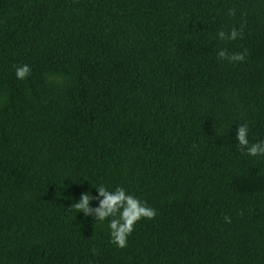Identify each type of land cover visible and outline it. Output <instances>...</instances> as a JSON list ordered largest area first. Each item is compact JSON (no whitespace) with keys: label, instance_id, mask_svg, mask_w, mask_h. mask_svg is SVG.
I'll use <instances>...</instances> for the list:
<instances>
[{"label":"trees","instance_id":"obj_1","mask_svg":"<svg viewBox=\"0 0 264 264\" xmlns=\"http://www.w3.org/2000/svg\"><path fill=\"white\" fill-rule=\"evenodd\" d=\"M245 123L264 140V0H0V264H264ZM100 185L157 211L126 248L72 208Z\"/></svg>","mask_w":264,"mask_h":264},{"label":"clouds","instance_id":"obj_2","mask_svg":"<svg viewBox=\"0 0 264 264\" xmlns=\"http://www.w3.org/2000/svg\"><path fill=\"white\" fill-rule=\"evenodd\" d=\"M235 14L234 12L232 13ZM221 38H224L225 33L220 31ZM240 36V33L233 28L228 39L235 40ZM244 53L229 54L227 50H220L218 58L228 59L232 62L243 61ZM16 77L19 80H24L31 74V68L25 64L18 66L15 69ZM248 125L242 124L237 131L238 144L242 152L249 156H264V140H259L254 143H249ZM99 195L103 197L99 207L94 210L89 206V201L94 199L91 193H82L80 201L72 205V208L77 212L82 211L85 216H88L93 211L95 212L97 221H105L109 219V228L111 235V243L118 248H126L128 246V237L135 230L136 224L144 218L154 219L157 215L156 209L149 207L146 202L141 201L136 196L129 194L123 187L117 186L114 190H109L104 185L99 186ZM225 221L230 223L231 218L225 217Z\"/></svg>","mask_w":264,"mask_h":264}]
</instances>
